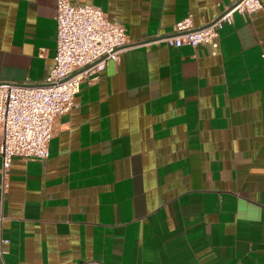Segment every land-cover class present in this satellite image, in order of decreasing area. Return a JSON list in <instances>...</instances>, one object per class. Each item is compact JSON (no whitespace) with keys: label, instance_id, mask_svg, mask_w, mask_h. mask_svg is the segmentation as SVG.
Instances as JSON below:
<instances>
[{"label":"crops","instance_id":"1","mask_svg":"<svg viewBox=\"0 0 264 264\" xmlns=\"http://www.w3.org/2000/svg\"><path fill=\"white\" fill-rule=\"evenodd\" d=\"M129 45L55 119L43 159H12L0 264H264V0L219 47L168 45L174 23L236 0H70ZM56 0H0V81L38 84Z\"/></svg>","mask_w":264,"mask_h":264},{"label":"built area","instance_id":"2","mask_svg":"<svg viewBox=\"0 0 264 264\" xmlns=\"http://www.w3.org/2000/svg\"><path fill=\"white\" fill-rule=\"evenodd\" d=\"M261 9V0H236L201 25L186 15L174 23L173 34L159 36V40L173 46L209 44L215 52L219 31L233 22L234 12L249 15ZM55 19V54L45 78L38 84L0 81L3 188L12 159L45 158L55 119L71 108L80 83L107 62L118 60L130 43L124 25L95 5L56 0Z\"/></svg>","mask_w":264,"mask_h":264}]
</instances>
